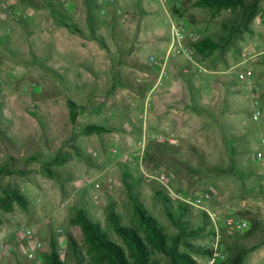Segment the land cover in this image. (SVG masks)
<instances>
[{"label": "rangeland", "instance_id": "rangeland-1", "mask_svg": "<svg viewBox=\"0 0 264 264\" xmlns=\"http://www.w3.org/2000/svg\"><path fill=\"white\" fill-rule=\"evenodd\" d=\"M4 1L12 14L0 20V80L5 83V93L0 92V169H6L0 176V199L16 192L27 205H0V264H49L53 248L64 264H79L78 257L90 260L77 223L79 211L118 240L109 214L115 212L129 225L135 199L174 235L177 230L157 191L175 205L191 207L192 222L202 228L200 237L189 239L198 250L190 251L198 264H224L227 244L234 241L246 249L257 248L244 264H264V160L255 156L264 149V115L259 123L253 121V102L238 79L239 73H250L264 113V0H246L250 9L255 7L249 19L242 11L196 7L198 0H170L167 10L153 0L91 3L92 24L83 0H52L59 16H68L81 35L62 29L55 15L41 6L43 0H29L43 8L33 20L27 18L28 3ZM167 14L195 35L191 45L212 38L221 47L195 52L194 62L173 56L164 64L171 38ZM91 29L99 41L90 37ZM80 48L92 56V67L85 66L89 59L77 51L71 59L78 65H71L69 72L60 70L62 61L70 66V56L64 58L59 49ZM101 50L109 61L108 73L97 53ZM171 62L169 80L181 85H175L176 97L166 103L180 105L187 87L188 108L182 116H156L160 122L151 125L149 116H140L149 106L144 88L150 79L143 74ZM90 75L96 85L75 87ZM91 90L95 95L88 99ZM69 100L82 107L76 126L70 122ZM93 123L112 131H77ZM144 139L142 150L139 142ZM32 157L37 160L27 163ZM147 171L168 174L173 192L147 181ZM87 180L99 183L101 190L96 193ZM203 193L211 199L202 208L184 201ZM231 218L248 221L249 228L231 231L226 224ZM29 230L32 239L26 235ZM71 238L81 255L72 250Z\"/></svg>", "mask_w": 264, "mask_h": 264}, {"label": "trees", "instance_id": "trees-1", "mask_svg": "<svg viewBox=\"0 0 264 264\" xmlns=\"http://www.w3.org/2000/svg\"><path fill=\"white\" fill-rule=\"evenodd\" d=\"M21 1L28 3L30 6H38L34 1ZM83 1L87 10L88 20L92 24L93 8L91 3L98 5L99 2L98 0ZM194 5L199 8H208L216 11H242L244 19L250 18V10L255 11V7L250 9L246 5V0H198ZM41 6L49 9L53 16L55 15L54 19L59 26L67 28L72 33H83L79 26L73 23L68 16H59L60 14L56 10L54 1L43 0ZM94 7L96 9V6ZM90 37L99 41V37L93 29L90 30ZM8 39L9 37L5 36V40L8 41ZM192 46L195 52L199 54L211 53L221 47L212 38H205L192 44ZM68 105L70 109V122L73 126H76L77 119L80 116L79 109L82 107L78 106L73 100H69ZM82 130L88 135L94 133L105 134L112 131L111 128L97 124L84 126ZM233 145L230 147L231 152L234 150ZM35 160L37 158L32 157L27 160V163ZM46 168L48 174L52 175L49 167L47 166ZM5 172L6 169L1 168L0 176ZM232 173L234 175L241 174L233 170ZM239 180L245 184L243 177H240ZM157 196L165 209L169 221L176 228V234L172 235L166 232L160 222L149 213L147 208L138 199L134 200L133 219L129 225H124L115 212L112 211L109 214L114 233L118 240L110 238L99 223L92 221L85 214L84 210H80L77 216V223L82 228L87 247V256L90 260L77 256L80 259L79 264H162L156 256L163 257L167 261L166 264H198L190 254V251L198 250L189 242V239L200 237L202 228L200 226L196 228L192 222L193 211L191 207L183 203L175 205L171 198L161 191H157ZM14 203H18L24 208L27 205L24 197L16 192H10L6 194L5 198L0 199V205L4 204L11 207ZM71 245L75 253L82 254V252H77L78 244L72 238ZM181 248L185 250H181ZM256 249V247L246 249L237 241L227 244L228 258L224 264H244L248 255ZM47 260L49 264H64L60 260L56 248H53L52 253L47 256Z\"/></svg>", "mask_w": 264, "mask_h": 264}, {"label": "built area", "instance_id": "built-area-1", "mask_svg": "<svg viewBox=\"0 0 264 264\" xmlns=\"http://www.w3.org/2000/svg\"><path fill=\"white\" fill-rule=\"evenodd\" d=\"M153 1L160 4L165 10H167V7L170 3V0H153ZM98 2L100 5L104 6V5H112L116 2V0H98ZM9 9L10 8L7 2L4 0H0V20L4 19L6 14H10V15L12 14ZM165 21L167 24H169L171 28V38L169 40V48L167 50L163 63L166 64L168 60L173 56L184 58L187 61L194 62L195 50L191 45V43L194 42L195 35L188 33L185 27H183L181 24L176 22L173 19V17L169 14H167V18ZM249 75H250L249 72H241L238 74V79L240 83H242L247 88L248 91L247 96L253 102L252 119L253 121L259 123L262 120L264 113L260 104L258 88H256V86L253 85L252 79L250 78ZM4 87H5L4 81L0 80V92L3 94L5 93ZM261 144L264 146V130L261 133ZM139 146L142 148V150H145L146 140L144 139L140 141ZM255 156L258 161H263L264 149L259 150ZM144 176L147 181L149 182L157 181L161 183L163 186H165L171 193L173 192L172 189L170 188L172 178L168 174L158 173V172L154 173L147 171L144 172ZM87 183L93 185L94 191L96 193H98L101 190V185L99 183H96L92 180H87ZM94 199L98 200L99 195L95 194ZM210 199H211V195L209 193H203L194 200L184 199V201L199 209L202 208L203 205L206 202H208ZM226 224L231 231L239 232V231H245L249 228V222L241 219L231 218L227 220ZM26 235L30 239L33 238V232L30 230L27 232ZM38 246L41 247V244H38ZM219 257L220 254L216 252L214 255V259H218Z\"/></svg>", "mask_w": 264, "mask_h": 264}, {"label": "crops", "instance_id": "crops-1", "mask_svg": "<svg viewBox=\"0 0 264 264\" xmlns=\"http://www.w3.org/2000/svg\"><path fill=\"white\" fill-rule=\"evenodd\" d=\"M43 8L40 6H36V7L27 6L25 10H26V13L28 14L27 15L28 20L35 19L38 15H40L43 12L42 11ZM44 9H47V8H44ZM61 28L64 29L65 31H67L68 33L75 34V35L78 34V33H72L71 31H69L65 27H61ZM157 42L158 41H155V43H157ZM77 51H79V53L82 54L84 59L85 58L89 59L88 63L85 66L86 67H92L91 65L93 64V59H92V56L89 55V52L86 49L80 48L79 50L71 51V52L70 51H68V52L63 51L62 52V50L59 49L60 55L63 56L64 58L65 57L67 58L68 56H70V57H68V58H70L69 62H68L70 66H67L65 61H62V62H60V66H59L60 70H62L63 72H69L71 65H75V66L78 65L77 61H73L71 59L75 55L74 53H77ZM97 53H98V56L104 62V69L108 73L109 61H108L107 55L104 53V50H101ZM173 66H174V64L172 62L164 68L161 66V64H159L157 66L155 65L153 67V73H151V74L150 73H144L143 74V76L149 77V79H150V82L148 84H146V87L144 88V94L146 96V100L149 102V106H148V110L146 108V112L140 116H149V121H150L151 125H152V123H154V121L157 122V120H158V122H160L159 120L161 118L163 119V116H172V114H171L172 112L176 113L177 116H182V114L188 108V103H187L188 88L187 87H186V91L184 92V96L180 98V100H181L180 105H181L183 98H184V105L182 107H180V105H178V104H176V105L174 104V107H171L172 105L168 106L166 103V100L169 97L170 98L176 97L174 94V92L177 91L175 85H177V84L181 85V83H179V82L173 83L169 80V75L172 74V73L170 74V70H173ZM101 68H103V64H101ZM107 78L108 77H106L105 79H107ZM62 79H64V77H62ZM69 81H72L71 78L69 79ZM77 81L78 80H74V82H77ZM137 82L141 83V79H137ZM96 83H97L96 77L90 75V77L88 76L87 78H85L83 84H79V82H77L75 87H83L82 85H84L86 87L89 84L91 86H93V85H96ZM142 85L143 84H141V85L139 84V86H142ZM94 95L95 94L93 93V90H91V91L87 92L86 98L92 99L94 97ZM174 101L177 103V102H179V99H174ZM153 116H155V117H153ZM156 116H160V119L158 117L156 118ZM80 117L81 116L78 117L77 123H78V120L80 119ZM96 117L97 116H91V119H96ZM88 125H92V124H88ZM97 125L104 126L101 124H97ZM85 126H87V125H85ZM72 131H74V128L72 129ZM77 131H80L82 134L88 135L82 130V127L80 129H78ZM89 135H91V134H89ZM75 149H77V148H75Z\"/></svg>", "mask_w": 264, "mask_h": 264}]
</instances>
